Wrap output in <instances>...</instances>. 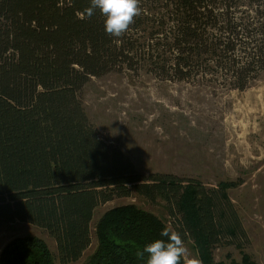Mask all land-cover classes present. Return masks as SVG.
Instances as JSON below:
<instances>
[{"label": "trees", "instance_id": "16d2710c", "mask_svg": "<svg viewBox=\"0 0 264 264\" xmlns=\"http://www.w3.org/2000/svg\"><path fill=\"white\" fill-rule=\"evenodd\" d=\"M89 6L0 0V222L43 228L59 264H68L91 242L94 209L134 192L167 202L178 216L171 229L192 240L202 264H225L215 261L212 246L236 236L239 222L217 200L227 202L236 183L211 189L170 173L142 174L98 136L79 93L91 77L138 61L155 64L164 78L219 75L244 89L264 69V0H141V16L119 38L106 33L99 9L81 18ZM165 227L133 203L111 207L97 220L95 249L81 264H146L147 255L136 253L167 240ZM231 263L257 264L246 253ZM0 264L57 263L44 239L24 235L1 249Z\"/></svg>", "mask_w": 264, "mask_h": 264}, {"label": "rangeland", "instance_id": "374dc122", "mask_svg": "<svg viewBox=\"0 0 264 264\" xmlns=\"http://www.w3.org/2000/svg\"><path fill=\"white\" fill-rule=\"evenodd\" d=\"M160 71L155 64L138 61L132 69L91 77L79 93L90 122L98 136L121 149L142 174L170 173L211 189L221 181L235 182L227 189V202L217 203L228 214L233 210L237 235L221 236L212 246L213 257L232 264L231 260L240 263L246 253L264 264V69L244 89L232 87L229 78L219 75L177 80L164 78ZM126 203L154 213L177 230L178 216L164 200L134 192L114 197L94 209L91 242L68 264H81L93 252L100 216ZM24 235L44 239L59 264L53 238L29 222H0V251ZM184 243L189 249L185 264L199 259L192 240L185 238Z\"/></svg>", "mask_w": 264, "mask_h": 264}, {"label": "clouds", "instance_id": "9594fccd", "mask_svg": "<svg viewBox=\"0 0 264 264\" xmlns=\"http://www.w3.org/2000/svg\"><path fill=\"white\" fill-rule=\"evenodd\" d=\"M141 0H90V6L81 14V18H91L96 9L105 17V31L112 37H122L129 27L135 23V18L141 16ZM165 239H156L144 246L142 251L136 253L137 257L144 259L146 264H181L183 258L189 255V249L179 232L165 227L161 233ZM188 264H202L200 259H191Z\"/></svg>", "mask_w": 264, "mask_h": 264}]
</instances>
